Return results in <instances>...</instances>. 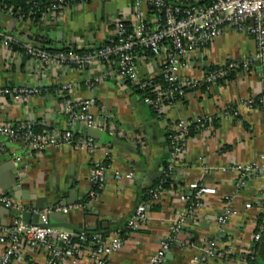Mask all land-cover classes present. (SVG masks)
I'll use <instances>...</instances> for the list:
<instances>
[{
	"label": "crops",
	"instance_id": "crops-1",
	"mask_svg": "<svg viewBox=\"0 0 264 264\" xmlns=\"http://www.w3.org/2000/svg\"><path fill=\"white\" fill-rule=\"evenodd\" d=\"M132 3L94 0L71 4L39 21L19 19L0 6V29L21 42L36 40L45 49H93L114 39L117 21L131 23ZM254 52L251 37L227 30L192 55L182 72L201 80L208 69L229 60L242 61ZM136 62L141 78L158 79L159 61L150 51H140ZM89 79L95 80L93 87L87 84ZM10 86L36 87L40 91L28 103L0 97V123L29 121L44 130L70 129L76 139L88 136L95 144L92 151L63 144L37 156L6 143L0 148V194L35 205L39 200L49 206L65 200L68 205L81 203L95 188L90 167L102 162L108 166L106 180L101 188L97 187L96 197L84 210L54 213L51 222L66 221L86 232L93 227V231L123 229L121 248L108 254V264H148L160 242L167 238L172 244L162 264H191L193 259L205 256L208 243H215L219 256L207 257L206 264H244L241 255L251 242L264 204V177L250 178L238 186L237 172L231 166L264 159V102L254 108L245 105L248 99L263 94L257 66L241 69L208 88L189 90L181 101L166 106L160 116L143 103L115 66L95 63L77 69L37 65L26 52L0 45V87ZM90 97L95 99L92 112L98 120L102 117L101 107L110 116L104 129L93 130V137L85 126L73 125L61 113L64 100ZM197 117H212L213 123L190 129L182 159L169 169V126ZM110 130L119 135H110ZM21 153L25 164L19 166L14 156ZM165 156L167 164L160 169ZM126 174L132 178L127 179ZM164 178L170 180L167 188L161 186ZM195 186L204 189L203 206L188 214L182 227L174 232L176 219L190 207L187 196ZM152 189L158 194L146 205L144 224L126 230L137 205L148 202L144 196ZM228 202L236 213L219 226L216 217ZM13 217L0 207L2 226H10ZM89 251V243H83L78 254L71 250L61 264H88ZM24 263L46 264L47 254L43 250L29 251Z\"/></svg>",
	"mask_w": 264,
	"mask_h": 264
},
{
	"label": "built area",
	"instance_id": "built-area-1",
	"mask_svg": "<svg viewBox=\"0 0 264 264\" xmlns=\"http://www.w3.org/2000/svg\"><path fill=\"white\" fill-rule=\"evenodd\" d=\"M59 5L52 4L45 15H55L57 8H65L71 4L88 3L94 0H79L69 3L65 0H53ZM203 0H133L131 23L116 22L115 37L108 44H101L85 52L75 49L57 50L45 49L36 40L21 42L10 33L0 29V45L12 50L11 44L20 45L25 49L30 60L37 65H55L57 67L70 66L85 69L95 63H107L115 66L116 71L124 80L129 81L135 89L143 91L141 99L157 115H161L168 105L181 101L189 90L206 84L215 85L218 80L225 79L231 72L257 66L263 82V94L255 99H248L245 105L254 108L264 102V0H214L210 4H201ZM9 13L16 15L12 8ZM19 19H23L21 16ZM227 30L246 34L255 42V52L242 61L229 60L217 66L212 71H206L201 80L188 78L183 69L189 64L192 55L204 50L209 44L217 40ZM139 49H147L159 61L160 72L158 79H143L137 72V56ZM99 80V79H98ZM95 81V80H94ZM93 79L87 84L94 86ZM36 87L10 86L0 87V97L9 96L17 103H28L32 96L39 93ZM65 92H62V95ZM95 105L94 97L82 100H64L61 113L71 123L81 124L87 129L102 130L106 127L109 113L101 107L102 117L98 120L92 112ZM195 123L198 128L212 125V117H197L193 121L180 120L169 126L172 132L169 150V169L178 163L184 153L189 139L190 126ZM109 134L117 137L113 130ZM0 148L6 143H14L28 155L42 156L50 147L59 145H75L82 149L93 150L94 141L86 136L76 139L72 131L50 129L37 133L34 123L22 121L12 124L0 123ZM24 154L14 156L16 165H24ZM108 166L102 162H94L89 169V176L95 187L101 188L106 180ZM231 169L237 172V185L241 186L253 177H264V159L261 162L235 163ZM120 176L119 173L116 174ZM131 179V174H126ZM152 199L157 197V189L148 191ZM264 196V191H263ZM89 201L96 197L95 191L89 194ZM192 205L187 212L176 219L174 232L184 224L185 218L203 206L204 189L195 186L189 196ZM151 199V200H152ZM141 202L137 205L133 216L127 222L128 229H137L147 219L146 205L151 202ZM85 202L73 205L56 204L46 209H39L37 205L16 200L5 194H0V205L17 212L10 226L0 224V264H25L24 260L29 251L43 250L47 254L46 264H61L64 256L71 252L79 253L81 243L88 241L90 245L88 264H108L107 256L121 248L123 229H115L107 237L99 234L88 235L86 231L75 232L49 225V215L53 213L68 214L71 210H84ZM9 212V211H8ZM28 212L38 215L37 223L25 222L21 213ZM236 213L228 202L217 215L219 226L225 225ZM264 228V204L257 221L251 242L241 255L244 264L253 259L256 247L261 239ZM172 239L160 242L157 251L151 256L148 264H162L170 249ZM205 256L193 259L191 264H206L207 257L219 256L215 243H208Z\"/></svg>",
	"mask_w": 264,
	"mask_h": 264
},
{
	"label": "trees",
	"instance_id": "trees-1",
	"mask_svg": "<svg viewBox=\"0 0 264 264\" xmlns=\"http://www.w3.org/2000/svg\"><path fill=\"white\" fill-rule=\"evenodd\" d=\"M78 1L79 0H65V2H69V3H74V2H78ZM212 1H214V0H203L201 4H210ZM52 4L59 5L58 2H54L53 0H0V6L2 9L6 10L7 8H12V11L16 14L17 17L21 16L23 19L29 18V19L34 20V21H39L43 17V14L49 10V8ZM60 11H61V8L56 9V13H59ZM40 41L42 42V39ZM108 43H109V41L105 42L104 44H108ZM11 48L13 50H20V51L26 52L24 48H22L20 45L14 44V43L11 44ZM68 49L69 48H63V49H57V50H68ZM49 50H52V49H49ZM75 51L82 53V52H85L86 50H76L75 49ZM139 51H142V50L139 49ZM214 69H216V67L210 68L207 71H212ZM236 72H238V71H236ZM236 72L235 71L231 72V74H229L225 79H229V78L233 77ZM225 79L218 80L217 82L224 81ZM159 80L161 81V79H158V81ZM196 88L205 89V88H207V85L201 84L200 86H198ZM137 93L140 96H142L143 91L138 89ZM153 113L155 115H157L156 112L153 111ZM194 127H197L195 123H193L190 126V129H192ZM34 130L37 133H41L42 131H48L50 129L46 128V130H44L42 127L34 124ZM189 134H190V130H189ZM168 136H169L168 141L170 143L171 137H172V132L169 131ZM163 180L164 181L161 184L162 188L169 187L170 180L168 178H164ZM94 191H95V193H99V190L97 187L94 188ZM89 199H90V197H87L82 202L87 203L89 201ZM144 199L148 200V201L151 200L152 199L151 194H149V192H147L144 196ZM192 203L193 202L190 201V203H188V206H191ZM125 229L128 230L127 227ZM111 231H112L111 229H104L101 231H91V232H88V235L99 234L102 237H107ZM86 243H88V241ZM82 244L83 243H81V245ZM263 260H264V228L262 231L261 239L258 242L257 247H256L255 256L253 259L249 258L248 261H249V264H260Z\"/></svg>",
	"mask_w": 264,
	"mask_h": 264
},
{
	"label": "water",
	"instance_id": "water-1",
	"mask_svg": "<svg viewBox=\"0 0 264 264\" xmlns=\"http://www.w3.org/2000/svg\"><path fill=\"white\" fill-rule=\"evenodd\" d=\"M72 48H74V46L72 45ZM73 125H76V123H73ZM88 135L89 136H94V131L91 130V129H88ZM168 151V149H166ZM167 164V157L165 156L163 161L161 162V166H160V169H162L163 167H165ZM69 204V201L68 200H65L62 202V205L66 206ZM0 207L4 208L3 206L0 205ZM37 207L39 209H46L49 207V205L47 204H43V202L41 200H39L37 202ZM6 211H9L10 213H12L13 215H18L17 212H13V211H10L6 208H4ZM55 214H50L49 215V225L50 226H54V227H62V228H66V229H71V230H74V231H82V229H80L79 227H76L74 226L73 224L71 223H67L66 221H59L58 223H52L51 220H52V217L54 216ZM58 215H61V213H58ZM21 218L23 221L25 222H32V223H37L38 221V215L35 214V215H31L30 213L28 212H23L21 213ZM96 228L93 227V228H87L88 231H93L95 230ZM165 257H167V254L165 255Z\"/></svg>",
	"mask_w": 264,
	"mask_h": 264
}]
</instances>
